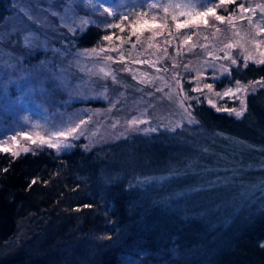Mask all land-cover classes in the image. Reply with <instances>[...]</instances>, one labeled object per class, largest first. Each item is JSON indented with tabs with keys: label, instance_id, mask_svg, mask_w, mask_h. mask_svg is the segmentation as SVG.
I'll use <instances>...</instances> for the list:
<instances>
[{
	"label": "trees",
	"instance_id": "trees-1",
	"mask_svg": "<svg viewBox=\"0 0 264 264\" xmlns=\"http://www.w3.org/2000/svg\"><path fill=\"white\" fill-rule=\"evenodd\" d=\"M11 5L12 0H0V24ZM96 19L62 35L60 50L73 55L103 46L106 35L117 40L126 33L119 16L105 13ZM177 44L178 53L172 42L160 46L170 59L183 62ZM47 53L34 50L25 61L34 64ZM228 69L210 83L212 90L264 81V64L257 61L238 58ZM182 90L194 118L190 126L129 134L87 148L77 143L63 153L48 147L17 156L0 151V264H264L259 188L235 214L217 207L228 188L204 181L200 192L187 188L195 184L188 167L200 164L199 170L210 172L218 156L220 168L230 156L238 157L242 178L229 179L238 189L264 183L258 172L244 168L246 162L264 164V84L246 93V111L239 118L216 111L202 97L195 101L185 81ZM201 137L219 145L197 149ZM240 143L242 152L231 150ZM155 176L160 184H151ZM185 190L190 198L177 194Z\"/></svg>",
	"mask_w": 264,
	"mask_h": 264
},
{
	"label": "rangeland",
	"instance_id": "rangeland-1",
	"mask_svg": "<svg viewBox=\"0 0 264 264\" xmlns=\"http://www.w3.org/2000/svg\"><path fill=\"white\" fill-rule=\"evenodd\" d=\"M153 2L158 7L149 8ZM186 2L104 0L105 7L118 13L115 17L127 16V19L119 20L126 33L117 40H106L103 46L93 48L95 54L84 55L93 49H83L66 55L57 40L62 43V35L90 24L84 21L95 23L96 16L103 18L106 13L103 8L90 4L88 0H12L11 13L0 24V147L10 150L1 152L20 154L24 153L23 148L34 151L47 147L39 144L37 134L46 136L54 130L75 127L81 120L85 123L77 130L78 135L74 134L75 138H68L69 147L51 149L63 153L77 143L87 148L129 134H148L165 128L172 131L183 125L190 126L194 118L190 116L189 108L185 112L178 103L183 100L185 107L188 105L181 94L183 81L188 83L195 101L202 97L207 105H210L209 99L217 107L226 103L240 105V99L259 83H240L247 88L246 92L237 93L239 98L225 96L222 99L216 93H223L228 88L235 90L236 83L219 91H209L204 85L224 74V69L233 65V59L245 61V57H251L248 60L258 62L264 58V0H236L221 5L216 11L225 17V21L208 16V25L204 24L203 18L196 17L192 21L191 16L181 15L182 11H187L183 7H169L167 12L164 11L166 5L182 6ZM213 3L219 4V0H213ZM240 4L252 11L241 12ZM94 8L98 10L94 11ZM186 20L190 22L184 27ZM178 24L181 27H177ZM146 31L150 34L147 35ZM189 36L190 40L187 39ZM176 38L177 42L174 41ZM171 42L176 44L173 46L176 53L181 51L176 48L180 42L185 54L181 58L183 62L172 56L170 59L165 49H161ZM34 50L48 52V56L44 55L42 60L29 65L26 56ZM141 80L145 82L141 83ZM197 88L200 91H193ZM133 118L144 122L130 126L129 121ZM13 136L15 141L11 139ZM197 144V149L209 144L213 147L219 145L207 137H201ZM232 149L242 152L243 144H231ZM220 159L218 156L214 160L210 172L199 170L202 169H198L200 164L190 165V178L195 184L187 188L200 192L199 182L202 181L209 187H212L211 182L215 187L228 188L217 207L235 214L257 188L261 195L264 193V183L238 189L229 180L242 178L240 173L244 170L240 171L237 165L238 157L230 156L222 168L219 167ZM244 168L258 172L256 178L264 179V173L260 172L264 164L255 167L246 162ZM159 179L155 176L151 184H160ZM189 190L177 194L184 192L187 199L191 196L187 193ZM175 196L171 193V197Z\"/></svg>",
	"mask_w": 264,
	"mask_h": 264
},
{
	"label": "snow or ice",
	"instance_id": "snow-or-ice-1",
	"mask_svg": "<svg viewBox=\"0 0 264 264\" xmlns=\"http://www.w3.org/2000/svg\"><path fill=\"white\" fill-rule=\"evenodd\" d=\"M81 2H83V0H81ZM88 2L90 4H94V5H98L99 7L103 8V11L108 13L109 16H116L118 15L117 12L113 11L110 7H105L104 6V0H88ZM236 0H219V4H216V3H213V0H187V2L184 4V5H166L164 6V11L167 12L168 11V8L169 7H183L185 9H187V11H182L180 14L181 15H189L192 17V21H194L196 19V17H200V18H203V22L205 25H208V20H207V17L208 16H213L215 18V20L217 21H220V22H224L225 21V17L224 16H221L219 14H217V11L216 9L221 6V5H224L226 3H235ZM210 5V6H208ZM141 7H144L143 4H141ZM158 7V4L156 2H153L149 5V8H156ZM198 8H202L203 10L202 11H198L197 9ZM238 8L241 12H249V11H252L251 8H248V7H245L243 4H240L238 5ZM98 9L94 8V11H96ZM262 11H264V8H262ZM145 15H147V13H145ZM122 19H127V16H123L121 17ZM173 19H175V17H173ZM92 21H84V23H91ZM190 21H185L184 23V27H187L188 26V23ZM107 27L111 28V27H119V25H114L112 23H108L107 24ZM177 27H181V25H177ZM122 30V29H121ZM104 40H110L112 39L111 36H104L103 37ZM187 39H191V37H187ZM226 47H231V45H227ZM103 51V50H101ZM166 51V50H165ZM96 53V50L93 49L91 53H88V52H85L83 53L84 55H92V54H95ZM227 58V57H225ZM108 59H112L111 57H108ZM248 59H251V57H245V61H247ZM233 64H235L237 61L235 59H233L231 61ZM258 63L260 64H264V59L262 60H259ZM173 67H175V65H173ZM187 67V66H185ZM127 70V69H126ZM101 71H103V69H101ZM225 72H229L230 70L225 68L224 69ZM108 73H105V75H107ZM143 75V74H141ZM133 79H136V77L134 76ZM141 83H144L145 81L141 80L140 81ZM253 83H260V84H264V81H260V82H253ZM177 84H179V81L177 80ZM205 88L209 89V91L212 90L213 86L212 84H205L204 85ZM158 91L160 89H157ZM193 91H200V89H193ZM247 91V88L246 87H243L240 85V82L237 81L236 82V87H235V90H233L232 88H228L225 92L223 93H219L217 92L216 93V96H218L219 98H223L225 96H231V97H235V98H239L237 96V93H241V92H246ZM181 94L183 95V99L186 100L188 99V96L186 94H183L182 92V89H181ZM19 102V100L17 99V103ZM179 106L181 108H184V111L187 112L188 111V108L191 107V105H189L188 107H185L184 103H183V100L179 101ZM208 103L210 105H212V107L216 108V111H228L230 113H234V115L239 118L243 115V113L246 111V102L244 99H240V109L239 110H236V109H229V108H219L216 106L215 102L211 99L208 100ZM144 121H139L137 120L136 118H133V120L129 121V125H134V124H137V123H143ZM189 122H192L191 121V118H189ZM85 121L84 120H81L79 124H76L75 127H66V128H62V129H59V130H54L53 132L51 133H48L46 136H39V134H37V137L39 139V144L41 146H44L46 145L47 147L49 148H54V149H61V148H65V147H69L70 145L67 143V140L69 137H73L75 138L74 134H77V130L80 128V126L82 124H84ZM36 127H39V126H36ZM63 138V139H60V138ZM13 141L16 140V137L13 136L11 138ZM36 141L33 140V143H35ZM0 151H10L8 148H2L0 147ZM22 151L24 152H27L29 151L28 148H23ZM12 155L13 156H17L19 155V152H12ZM36 181L33 180L32 183H35Z\"/></svg>",
	"mask_w": 264,
	"mask_h": 264
},
{
	"label": "bare ground",
	"instance_id": "bare-ground-1",
	"mask_svg": "<svg viewBox=\"0 0 264 264\" xmlns=\"http://www.w3.org/2000/svg\"><path fill=\"white\" fill-rule=\"evenodd\" d=\"M5 21V20H4ZM184 189H186V188H184Z\"/></svg>",
	"mask_w": 264,
	"mask_h": 264
}]
</instances>
